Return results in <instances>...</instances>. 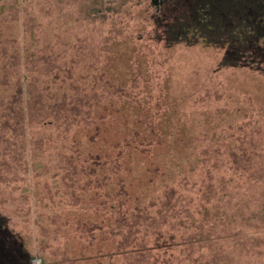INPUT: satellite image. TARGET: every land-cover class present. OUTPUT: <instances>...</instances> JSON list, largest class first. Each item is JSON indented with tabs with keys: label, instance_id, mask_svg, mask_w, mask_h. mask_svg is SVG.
I'll return each mask as SVG.
<instances>
[{
	"label": "rangeland",
	"instance_id": "1",
	"mask_svg": "<svg viewBox=\"0 0 264 264\" xmlns=\"http://www.w3.org/2000/svg\"><path fill=\"white\" fill-rule=\"evenodd\" d=\"M152 1L0 0V218L28 264H264V58L222 63L252 53L219 11L251 0Z\"/></svg>",
	"mask_w": 264,
	"mask_h": 264
},
{
	"label": "trees",
	"instance_id": "2",
	"mask_svg": "<svg viewBox=\"0 0 264 264\" xmlns=\"http://www.w3.org/2000/svg\"><path fill=\"white\" fill-rule=\"evenodd\" d=\"M165 1L153 0L152 5L162 9ZM223 1L227 0H217L219 5ZM220 10H222L221 13H224V10H228L225 14L226 18L223 17L220 25L226 26L225 23H227V31L225 32L228 33V38H232L228 46H231V43L235 42L241 49L248 48L252 53L250 57L243 59L240 54H235L239 51L236 50L235 53L223 58L222 63L224 65L239 66L240 62H242L245 66L249 67L257 64L256 58H264V2L258 3L255 0H251V2L243 4L239 9L224 8ZM250 11H252L251 14L248 13ZM219 17L222 18L221 15ZM226 27L224 28L226 29ZM181 28H184L185 31L188 30L184 25ZM220 28L223 31L224 28ZM214 34L215 37L218 35V33ZM222 34L219 36H222ZM3 222L4 220L0 218V264H28V255L20 246H14V243L11 244L10 236L7 234ZM188 242L183 241L182 244Z\"/></svg>",
	"mask_w": 264,
	"mask_h": 264
}]
</instances>
